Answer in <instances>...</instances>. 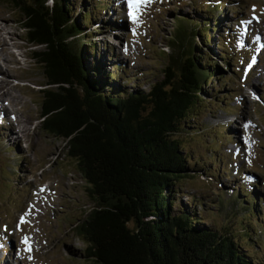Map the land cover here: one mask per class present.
<instances>
[{
    "label": "rangeland",
    "instance_id": "1",
    "mask_svg": "<svg viewBox=\"0 0 264 264\" xmlns=\"http://www.w3.org/2000/svg\"><path fill=\"white\" fill-rule=\"evenodd\" d=\"M6 1L0 0V44L5 39L8 47L0 55L10 60L0 56V67L12 77L10 87L0 90L8 113L0 110V264H92L76 226L94 202L66 141L42 126L43 90L52 87L33 53L43 47L30 46L20 13ZM98 1L74 0L76 17L94 12ZM101 1L104 8L85 27L95 44L91 57L128 91L149 90L165 79L180 18L211 20L202 49L223 72L207 83L204 103L177 133L203 168L177 182L176 196L206 224L232 230L254 262L264 264V0H147L136 19L129 0ZM219 3L215 14L204 12ZM224 48L234 57L229 66ZM238 183L259 192L253 215L236 195Z\"/></svg>",
    "mask_w": 264,
    "mask_h": 264
},
{
    "label": "trees",
    "instance_id": "2",
    "mask_svg": "<svg viewBox=\"0 0 264 264\" xmlns=\"http://www.w3.org/2000/svg\"><path fill=\"white\" fill-rule=\"evenodd\" d=\"M48 1L6 2L20 13L30 46L43 47L33 53L52 87L43 90L42 126L66 141L94 202L76 226L86 257L92 264H256L232 230L206 224L176 196L177 182L203 168L177 133L204 103L207 83L223 72L202 49L211 20L180 18L165 79L128 91L91 57L95 44L85 27L102 1L80 17L74 0ZM222 5L204 12L215 14ZM222 53L229 66L233 54ZM243 188L234 189L253 215L259 192Z\"/></svg>",
    "mask_w": 264,
    "mask_h": 264
},
{
    "label": "bare ground",
    "instance_id": "3",
    "mask_svg": "<svg viewBox=\"0 0 264 264\" xmlns=\"http://www.w3.org/2000/svg\"><path fill=\"white\" fill-rule=\"evenodd\" d=\"M0 30H2V28H0ZM5 47H8V42H7L5 39H3V43L0 44V54H1V52L4 51ZM0 56H1V59L6 60L7 62H9L10 59H8L7 55H5L4 53H2V55H0ZM6 69H7V68H6ZM7 71H8V70H5V69H3V68L0 67V90H3V88H9L10 85H11L10 78H11L12 76L9 75V73H8ZM9 77H10V78H9ZM4 91H5V90H4ZM7 93H8V92H7ZM7 93H5V94H7ZM2 96H3V94H2V95L0 94V102L3 101V100L1 99ZM4 96H5V95H4ZM1 100H2V101H1ZM12 101H15V98H12ZM5 108H6V107L1 106V104H0V110H3L4 113H5ZM7 109H8V108H7ZM7 114H8V113H5L6 116H7ZM9 117H10V116H9ZM16 123L19 124L20 122L17 121V119H16ZM20 124H21V123H20ZM21 128H22V129H25L24 126L22 127V125H21ZM21 128H20V129H21ZM38 247H39V246H38ZM3 254L7 257V255L9 254V250H8V251H5V253H3ZM6 260H8V259H6ZM7 262H8V261H7Z\"/></svg>",
    "mask_w": 264,
    "mask_h": 264
},
{
    "label": "snow or ice",
    "instance_id": "4",
    "mask_svg": "<svg viewBox=\"0 0 264 264\" xmlns=\"http://www.w3.org/2000/svg\"><path fill=\"white\" fill-rule=\"evenodd\" d=\"M147 2V0H129V7L133 10L130 15L133 19H136L135 11L139 7L140 4ZM24 242H28V238L25 237ZM30 250V249H29Z\"/></svg>",
    "mask_w": 264,
    "mask_h": 264
}]
</instances>
